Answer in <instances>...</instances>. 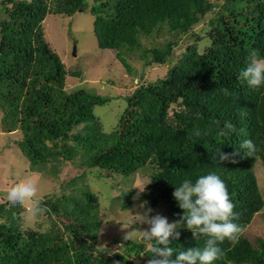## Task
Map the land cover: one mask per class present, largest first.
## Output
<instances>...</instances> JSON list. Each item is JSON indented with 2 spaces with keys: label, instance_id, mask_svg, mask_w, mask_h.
<instances>
[{
  "label": "trees",
  "instance_id": "1",
  "mask_svg": "<svg viewBox=\"0 0 264 264\" xmlns=\"http://www.w3.org/2000/svg\"><path fill=\"white\" fill-rule=\"evenodd\" d=\"M87 6V0L0 1L2 134L21 132L16 143L30 170L41 174L50 175L49 164L62 162L83 167L80 179L129 177L149 168L148 193L138 196L153 207L166 205L174 221L183 215L172 195L175 187L214 172L235 205L234 222L247 229L264 208L255 174L258 163L264 166V86L250 88L237 75L251 51L264 57V0H94L98 48L116 51L128 73L134 72L130 54L145 66H171L164 78L138 85L125 98L127 106L110 132L95 115L110 98L81 87L67 90L68 71L43 28L47 16L70 17ZM208 15L203 52L194 43L175 57L177 40ZM164 30L174 40L143 44ZM70 75L83 78L82 71ZM225 122L235 132L220 134L227 131ZM246 139L256 145L252 156L240 149ZM218 149L239 152L237 163L220 162ZM79 193L42 200L51 221L47 231H23L22 207L0 204V264H145L151 253L143 242L122 239L121 250L113 253L97 248L99 200L87 187ZM136 194L120 193L123 210L133 206ZM178 231L171 243L177 251L203 247L204 238L194 240L184 227ZM219 246L224 255L213 264H264L262 240L257 248L243 234L238 243L225 239Z\"/></svg>",
  "mask_w": 264,
  "mask_h": 264
},
{
  "label": "rangeland",
  "instance_id": "2",
  "mask_svg": "<svg viewBox=\"0 0 264 264\" xmlns=\"http://www.w3.org/2000/svg\"><path fill=\"white\" fill-rule=\"evenodd\" d=\"M210 1L216 4L223 2V0ZM93 2L94 0H87V8L79 10L70 17L47 16L43 28L50 47L58 54L68 71L67 90L71 92L81 87L110 98L106 105L95 108V115L100 119L104 130L110 132L117 126L120 115L127 106L125 98L130 96L138 85L164 78L171 66L158 64L145 66L136 54H130L127 61L134 72L128 73L116 58V51L98 48L93 26L94 16L90 12ZM210 16L208 15L205 20L195 26L189 36L177 40L178 44L174 50L175 57L181 56L186 47L194 43L198 51L203 52L209 44L206 30ZM196 37H199V40H196ZM171 39L174 40L173 36L164 30L160 35L155 36V39H143L142 42L145 46L164 45ZM74 50L76 55L73 54ZM77 71H82V80L70 75ZM20 139L19 130L2 134L0 127V204L7 202L5 193L8 188L23 178H32L36 181L38 196L41 200L51 195L80 194V189L87 187L97 197L100 206L99 216L102 226L97 248L110 253L121 250L120 241L124 239L129 230L148 227L139 224L140 217L138 216L147 208L153 210L151 215L160 214L167 217L169 222L174 221L166 205L159 203L153 207L151 202H143L137 194L132 198L133 206L130 209L123 210L120 206V193L130 190H134L139 195L148 193L146 187L150 184L151 176L149 168L140 169L129 177L113 175L111 178H98L95 174H86L83 179H80L79 176L85 172L83 167L70 162H62L59 165L49 164L46 169L49 170L50 175L41 174L30 170L25 156L16 143ZM95 171L97 172L96 169ZM255 174L264 199V166L261 163L256 165ZM24 212L25 209L22 207L21 217ZM20 226L23 231H47L51 227V221L48 215L44 214L31 226L25 227L22 221ZM244 236L257 248L259 240L264 241V208L254 217ZM133 241L140 242V239L137 237Z\"/></svg>",
  "mask_w": 264,
  "mask_h": 264
},
{
  "label": "clouds",
  "instance_id": "3",
  "mask_svg": "<svg viewBox=\"0 0 264 264\" xmlns=\"http://www.w3.org/2000/svg\"><path fill=\"white\" fill-rule=\"evenodd\" d=\"M237 79L250 88L264 86V57L251 51L247 64L239 70ZM223 91L226 95L229 94L227 89ZM224 129L227 131L221 130L220 134L235 132V126L229 122H225ZM196 134L199 135V132ZM240 149H246L249 156L257 150L251 139L244 140ZM238 155L239 152L224 153L221 149L216 152V158L220 162L237 163L235 157ZM172 195L178 207L183 210L179 219L169 222L163 215H151L153 210L147 208L138 216L139 224L148 227L131 229L124 236V240L139 237L140 242L146 244L151 255L145 264H213L224 255L219 244L225 239L236 244L245 233L246 227L234 222L238 219V214L234 212L235 205L226 184L216 173L201 175L194 182L185 179L180 186L175 187ZM5 196L10 205H19L25 209L21 217L25 227L31 226L47 211L38 196L37 183L32 178L20 179L8 188ZM182 227L192 232L194 240L204 238L203 247H188L179 251L174 249L171 243L179 239L178 229Z\"/></svg>",
  "mask_w": 264,
  "mask_h": 264
},
{
  "label": "water",
  "instance_id": "4",
  "mask_svg": "<svg viewBox=\"0 0 264 264\" xmlns=\"http://www.w3.org/2000/svg\"><path fill=\"white\" fill-rule=\"evenodd\" d=\"M74 55H76V51L74 50V53H73Z\"/></svg>",
  "mask_w": 264,
  "mask_h": 264
}]
</instances>
